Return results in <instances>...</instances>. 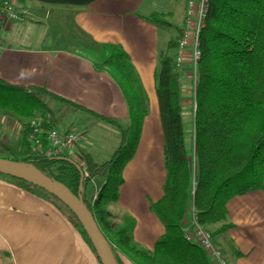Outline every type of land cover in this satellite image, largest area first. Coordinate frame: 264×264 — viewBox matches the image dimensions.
Listing matches in <instances>:
<instances>
[{"label": "trees", "instance_id": "trees-1", "mask_svg": "<svg viewBox=\"0 0 264 264\" xmlns=\"http://www.w3.org/2000/svg\"><path fill=\"white\" fill-rule=\"evenodd\" d=\"M38 1L83 6L92 0ZM146 20L161 27L172 26L162 14H151ZM182 30L169 40L166 52L159 54L154 73L165 178L160 199L149 203V210L164 230L152 251L133 242L132 218L116 216L109 210L118 201L123 170L136 153L148 114L147 96L123 49L119 45L100 44L88 50L95 67L106 70L120 88L128 106L130 124L123 128L109 121L121 130L127 142L125 152H121V143L111 161L96 170L93 164H88L89 174L84 177L82 187L77 167L84 171L77 162L68 155L46 156V145L34 151L27 139L35 129L44 132L41 138L49 130L58 129L41 96L67 102L44 89H24L0 80V113H7L21 123L24 150V154L18 155L0 144L10 156L0 158L27 165L61 183L75 196H81L118 264L121 259L131 264H211L200 247L185 241L182 228L190 205L195 208L197 221L208 231L209 227L217 226L214 232L209 231L214 239L215 235L233 227L226 223L227 203L263 189L264 0H206V15L199 35L200 56L194 74L193 119L188 131L182 116L179 69L175 62ZM37 114L41 122L32 124ZM84 157L87 161L88 156L84 154ZM104 168L107 169L105 179L92 198L91 192H87V183ZM0 178L55 204L93 251L76 218L58 200L24 181L4 175Z\"/></svg>", "mask_w": 264, "mask_h": 264}, {"label": "crops", "instance_id": "crops-1", "mask_svg": "<svg viewBox=\"0 0 264 264\" xmlns=\"http://www.w3.org/2000/svg\"><path fill=\"white\" fill-rule=\"evenodd\" d=\"M187 1L92 0L75 6L11 0L24 19L0 20V80L24 89H44L66 101L48 96L43 99L59 130L80 134L78 149L87 154L86 165L94 164L97 157L109 162L121 143V152L126 149L121 130L110 122L126 128L130 119L114 79L106 70L97 69L83 52L95 45L114 44L128 55L147 96L148 114L136 153L123 170L118 201L109 210L116 216L133 219V242L147 251L153 250L164 232L149 210V203L160 199L165 178L154 73L159 54L166 52L169 40L183 29ZM151 14L166 15L172 26L148 22L146 18ZM47 19L48 28L44 23ZM178 72L182 116L188 131L194 107L189 49L183 54ZM4 118L0 113V130L5 132L8 124ZM70 157L83 167L84 157L77 150ZM83 171L88 173L87 169ZM91 180L99 190L96 178ZM226 209V223L233 227L215 235V245L229 264H264V181L263 189L231 199ZM216 227H209V231L214 232ZM120 263L131 264L125 259ZM0 264L100 262L55 204L0 178Z\"/></svg>", "mask_w": 264, "mask_h": 264}, {"label": "built area", "instance_id": "built-area-1", "mask_svg": "<svg viewBox=\"0 0 264 264\" xmlns=\"http://www.w3.org/2000/svg\"><path fill=\"white\" fill-rule=\"evenodd\" d=\"M206 15V0H188L185 14V22L181 38L176 51V67L179 69L183 63V54L189 49L191 52V64L193 75L195 74L196 63L200 56L199 35L203 27ZM6 19L11 22H18L22 17L15 11L11 0H0V20ZM42 130L35 129L30 135L29 142L36 149H41L46 143V156L69 155L77 147L81 140L80 134L74 131H61L52 129L41 138ZM40 137H39V136ZM36 149V150H37ZM42 150V149H41ZM183 234L185 241L200 247L211 264H229L223 252L215 245L211 233L197 221L196 211L191 204L187 217L183 223Z\"/></svg>", "mask_w": 264, "mask_h": 264}, {"label": "water", "instance_id": "water-1", "mask_svg": "<svg viewBox=\"0 0 264 264\" xmlns=\"http://www.w3.org/2000/svg\"><path fill=\"white\" fill-rule=\"evenodd\" d=\"M77 168L80 171V187H82L84 173L79 167ZM0 175L31 184L58 200L72 213L82 227L100 264H118L110 244L81 196H75L61 183L47 178L27 165L10 159L0 158Z\"/></svg>", "mask_w": 264, "mask_h": 264}, {"label": "rangeland", "instance_id": "rangeland-1", "mask_svg": "<svg viewBox=\"0 0 264 264\" xmlns=\"http://www.w3.org/2000/svg\"><path fill=\"white\" fill-rule=\"evenodd\" d=\"M19 16H21L22 17V20L24 19V17L21 15V14H19ZM18 22H20V21H18ZM44 23H45V25H47V28L50 26V19H47V20H44ZM60 27H62V24L61 25H59V29L58 30H60ZM62 31H65L66 30V27L64 28V29H61ZM80 39V38H79ZM84 43V42H83ZM91 47H89L88 49H87V51H86V53L85 52H83L84 53V55H87V56H89L88 55V50L90 49ZM81 49V48H80ZM47 97V96H46ZM41 98H42V100L45 98V96H41ZM47 104V103H46ZM49 107V106H48ZM4 115H5V118L3 119V120H5V124L7 125L8 124V128L5 130V132L4 131H1L0 130V144H3L4 146H7V147H9V148H11L12 150H15L16 151V153L18 154V155H21V154H24V150H22V148H21V139H20V134H21V131H22V125H21V123L17 120V119H15V118H13V117H11L9 114H7V113H3ZM184 121V123H185V126L187 127L188 126V124H187V122L185 121V120H183ZM41 122V118H40V114H37L36 115V117L31 121V123L32 124H37V123H40ZM4 126V125H3ZM30 136H28V141L30 140V138H29ZM108 137H109V135H108ZM81 141V140H80ZM81 143L79 142L78 143V145H77V147L73 150V151H76L77 150V152L80 154V156H83L84 157V153H81V150L80 149H78V146L80 145ZM45 145H46V143H43V146L42 147H45ZM37 149V148H36ZM42 149V148H41ZM40 149V150H41ZM32 150H34L35 151V148L32 146ZM37 150H39V149H37ZM111 152V150H109V153ZM114 151L112 150V155L114 154L113 153ZM125 152V151H124ZM123 152V153H124ZM94 153H96L95 151H94ZM87 155V154H86ZM69 156V155H68ZM0 157H8V158H10V156L8 155V153H6L5 152V150L4 149H2L1 147H0ZM113 157V156H112ZM112 157H110L109 159H108V161H111V159H112ZM71 158V157H70ZM86 157H84V159H83V169L84 170H86L87 169V165H86V159H85ZM72 159V158H71ZM85 161V162H84ZM106 161V159H102V158H95L94 159V164H93V167H94V170H96L97 168H98V166L99 165H102V164H104V163H106L105 162ZM88 172V171H87ZM106 172H107V169L106 168H104V169H102V171H99V172H97V173H95L94 174V178H96V184L99 186L100 184H101V181L102 180H104L105 179V176H106ZM89 173V172H88ZM88 173H86L85 175H84V177L85 178H87L88 177ZM92 177V178H93ZM93 191H95L94 193H93ZM87 192L88 193H90L91 192V195H92V193H93V197L92 198H94V194L95 193H97L98 192V190L96 191L95 190V188L93 187V182H92V180H90V182L89 183H87ZM116 221H118V219H116Z\"/></svg>", "mask_w": 264, "mask_h": 264}]
</instances>
